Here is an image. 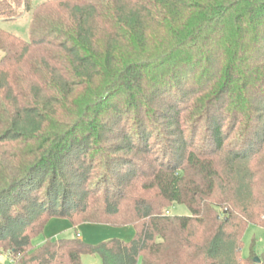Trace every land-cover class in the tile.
<instances>
[{
	"label": "trees",
	"instance_id": "1",
	"mask_svg": "<svg viewBox=\"0 0 264 264\" xmlns=\"http://www.w3.org/2000/svg\"><path fill=\"white\" fill-rule=\"evenodd\" d=\"M24 9L30 41L0 30L8 264H264L242 254L264 227V0H0L1 18ZM120 114L130 129L103 121ZM60 219L134 235L34 243Z\"/></svg>",
	"mask_w": 264,
	"mask_h": 264
},
{
	"label": "rangeland",
	"instance_id": "2",
	"mask_svg": "<svg viewBox=\"0 0 264 264\" xmlns=\"http://www.w3.org/2000/svg\"><path fill=\"white\" fill-rule=\"evenodd\" d=\"M33 7L36 5L46 1V0H28ZM31 21L32 15L31 11L26 9L23 10L22 14L15 19H4L0 17V30L7 31L12 33L25 41H30L31 39ZM85 101H82L84 104ZM106 107V106H105ZM90 116H94L95 111H88ZM104 117V116H103ZM120 117H124L120 120L122 125H126L128 129L131 128L133 124V120L129 118V116H111V118L107 115L103 118V121H107L109 123L118 122L116 118L120 119ZM106 123V122H105ZM58 128V127H57ZM113 145V144H111ZM107 147L111 148L110 145ZM95 158L93 161V180L88 182V186L90 187H98L95 189L99 190L100 193L103 192L105 185V178L108 173L103 168V163L105 161V157H99V155L91 157ZM169 213L171 215H190L191 211L188 206L184 203H174L169 208ZM59 224H51V226H47L46 230L37 236L34 239L35 244L43 243L47 238L51 237L54 240L58 239H67V238H75L80 237L83 240L89 243H99L100 241L110 239V238H122L124 240H129L134 235V228L132 226H110L98 223H83L78 226L71 225L67 220H56ZM55 223V222H53ZM54 228V229H53ZM254 250L259 255L264 252V227L250 224L243 236V246H242V254L244 256H249L251 254V250ZM253 256V255H252ZM259 257V256H258ZM12 258L9 257L8 253H4L0 255V264H8L12 262ZM83 264H103L102 259L99 255L88 254L83 257ZM138 264H142L141 260Z\"/></svg>",
	"mask_w": 264,
	"mask_h": 264
},
{
	"label": "crops",
	"instance_id": "3",
	"mask_svg": "<svg viewBox=\"0 0 264 264\" xmlns=\"http://www.w3.org/2000/svg\"><path fill=\"white\" fill-rule=\"evenodd\" d=\"M53 222H55V223H53ZM51 224H59L58 223V221H56V220H52V221H50L49 222V224L47 225V226H51ZM99 224V223H98ZM81 225V224H80ZM104 225H109V224H104ZM110 226H112V225H110ZM127 226H130V225H127ZM125 227V226H124ZM54 229V228H53Z\"/></svg>",
	"mask_w": 264,
	"mask_h": 264
},
{
	"label": "water",
	"instance_id": "4",
	"mask_svg": "<svg viewBox=\"0 0 264 264\" xmlns=\"http://www.w3.org/2000/svg\"><path fill=\"white\" fill-rule=\"evenodd\" d=\"M254 260L257 261V262H259V261H260V257L256 256V257L254 258Z\"/></svg>",
	"mask_w": 264,
	"mask_h": 264
}]
</instances>
